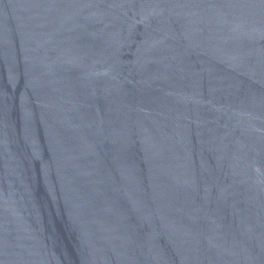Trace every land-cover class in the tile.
I'll list each match as a JSON object with an SVG mask.
<instances>
[{
    "label": "water",
    "instance_id": "1",
    "mask_svg": "<svg viewBox=\"0 0 264 264\" xmlns=\"http://www.w3.org/2000/svg\"><path fill=\"white\" fill-rule=\"evenodd\" d=\"M0 264H264V0H0Z\"/></svg>",
    "mask_w": 264,
    "mask_h": 264
}]
</instances>
